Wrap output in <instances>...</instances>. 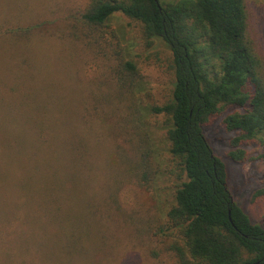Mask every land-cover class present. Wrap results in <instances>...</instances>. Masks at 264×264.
Listing matches in <instances>:
<instances>
[{"label":"rangeland","instance_id":"374dc122","mask_svg":"<svg viewBox=\"0 0 264 264\" xmlns=\"http://www.w3.org/2000/svg\"><path fill=\"white\" fill-rule=\"evenodd\" d=\"M88 2L0 0V26L10 22L38 28L23 47L0 49V169L9 171L11 162L42 160L43 151L32 155L38 143L34 138L40 127L37 117L60 103L61 122L47 124L52 129L45 133L51 154L43 160L51 159L68 181L50 195L39 187L40 179L26 186L10 182L9 188L0 191V264H179L168 250L163 228L179 183L168 153L165 118L143 111L140 120L157 155L153 188L124 184L116 195L117 206H107L108 184L118 176L108 158L115 145H124L127 139L125 129L117 127L130 124L120 116L127 110L121 107L115 115L106 103H95L108 93L114 95L107 83L114 82L123 50L139 69L141 107L167 102L173 82L170 51L159 40L147 47L141 27L121 14L110 20L119 46L115 40L99 38L96 31L79 24ZM246 6L248 31L264 57V0H246ZM74 127H81L84 136L81 163L92 164L85 176L69 165L67 145L77 132ZM110 127H116L115 131ZM204 133L225 165L232 200L252 222L259 223L264 193L253 196L264 190V162H230L227 134L219 120L204 128ZM244 148L250 156L261 151L253 144ZM120 176L124 175L120 172Z\"/></svg>","mask_w":264,"mask_h":264},{"label":"trees","instance_id":"16d2710c","mask_svg":"<svg viewBox=\"0 0 264 264\" xmlns=\"http://www.w3.org/2000/svg\"><path fill=\"white\" fill-rule=\"evenodd\" d=\"M115 14L141 27L147 47L159 40L169 49L173 82L167 102L141 107L139 69L125 57L124 50L119 52L114 82L107 83L114 95L95 99V103H106L112 114L121 107L127 110L120 116L130 124L117 127L125 129L127 139L124 145H115L109 155L110 168L118 171V176L108 184L105 204L117 206L116 195L124 184L153 188L157 155L140 120L143 111L162 115L168 153L179 182L163 227L168 250L179 264H264V214L254 223L232 200L225 165L214 155L204 133V128L219 120L227 134L230 162H264V57L248 31L246 0H89L79 24L119 46L118 33L110 26ZM36 28L10 22L0 26V49L23 47V41L32 38ZM55 106L53 111L38 115L36 121L40 127L34 134L38 143L32 155L41 150L42 160L11 162L9 171L0 169V191L9 188L10 182L17 185L21 181L26 186L36 179L49 195L62 181L67 186L63 170L59 172L51 159L43 160L51 154L45 133L52 129L47 124L62 118L60 103ZM74 129L77 132L67 145L69 165L85 176L91 173L92 164L81 163L84 155L79 149L84 136L81 127ZM248 144L255 145L260 153L248 155L244 148ZM263 193L258 191L253 199ZM48 200L51 205V196ZM85 234L92 235L88 231Z\"/></svg>","mask_w":264,"mask_h":264}]
</instances>
